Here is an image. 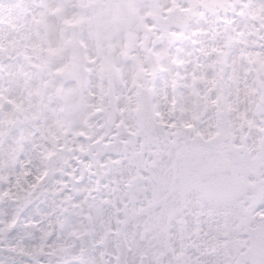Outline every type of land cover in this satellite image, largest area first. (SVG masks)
Listing matches in <instances>:
<instances>
[{
	"label": "snow or ice",
	"instance_id": "6c2138e0",
	"mask_svg": "<svg viewBox=\"0 0 264 264\" xmlns=\"http://www.w3.org/2000/svg\"><path fill=\"white\" fill-rule=\"evenodd\" d=\"M0 264H264V0H0Z\"/></svg>",
	"mask_w": 264,
	"mask_h": 264
}]
</instances>
